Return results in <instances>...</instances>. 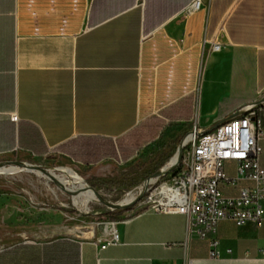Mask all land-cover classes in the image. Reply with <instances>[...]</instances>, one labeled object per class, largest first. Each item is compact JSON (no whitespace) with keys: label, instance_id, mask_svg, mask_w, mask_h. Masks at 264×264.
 Here are the masks:
<instances>
[{"label":"crops","instance_id":"1","mask_svg":"<svg viewBox=\"0 0 264 264\" xmlns=\"http://www.w3.org/2000/svg\"><path fill=\"white\" fill-rule=\"evenodd\" d=\"M196 1L0 0V158L128 163L167 123L209 132L264 100V0H205L187 15ZM255 112L264 129V106ZM143 124L161 129L138 148L127 136ZM259 145L264 168V136ZM117 222L120 244L101 249L5 219L0 264H264V221H222L218 258L188 238L183 215L142 209Z\"/></svg>","mask_w":264,"mask_h":264},{"label":"built area","instance_id":"2","mask_svg":"<svg viewBox=\"0 0 264 264\" xmlns=\"http://www.w3.org/2000/svg\"><path fill=\"white\" fill-rule=\"evenodd\" d=\"M204 5L205 0H197L186 14H194ZM220 48V43H214L215 50ZM251 108L240 109L209 132L193 126L181 143L183 156L174 171L143 185L135 199L141 198L137 204L148 211L185 216L188 238L206 240L213 258L219 257L222 221H232L239 228L248 224L260 227L264 221L263 149L259 145L264 129L262 119ZM11 118L19 121L17 114ZM104 225L108 232L97 241L100 248L119 245L118 222Z\"/></svg>","mask_w":264,"mask_h":264},{"label":"rangeland","instance_id":"3","mask_svg":"<svg viewBox=\"0 0 264 264\" xmlns=\"http://www.w3.org/2000/svg\"><path fill=\"white\" fill-rule=\"evenodd\" d=\"M187 134L181 125L167 123L157 138L140 151L139 157L128 163L82 167L57 154L46 158H0V168L20 169L14 173L0 172V209H8L0 210V222L7 219L8 228L13 232L23 230L48 236L60 229L97 242L108 231L104 224L121 220L125 213L144 209L137 203L120 209L113 205L132 195L135 200L144 183L176 156ZM159 165L163 166L156 171ZM27 167H35L43 171V175L26 172ZM64 169L77 173L91 188L92 195L87 204L81 201L82 198L76 203L70 183L59 188L50 178V173L63 178Z\"/></svg>","mask_w":264,"mask_h":264},{"label":"bare ground","instance_id":"4","mask_svg":"<svg viewBox=\"0 0 264 264\" xmlns=\"http://www.w3.org/2000/svg\"><path fill=\"white\" fill-rule=\"evenodd\" d=\"M178 156H179V148H178V152H177L176 156L171 160L169 165L175 164L177 159H178ZM19 171H20V169L17 167H11V168L2 167V168H0V172L3 174L14 173V172H19ZM28 171L29 172H35L37 175L38 174L43 175V171H41L37 168H30V170L26 169V172H28ZM62 172L64 173L63 178L62 177L59 178L53 173H50L49 176H50V178H52L53 180H55L57 182V185L59 188L60 187H67L68 183H70L72 186V187H70L71 195L75 196L74 199H75L76 203H78V199L82 198L83 200H81V201L83 203L87 204L92 193H91V188L88 186L86 181L82 177H80L77 173H75L74 171H72L70 169H64V170H62ZM150 181H153V179ZM140 191H142V188L139 190V192ZM134 198H135V196L132 195L131 197L126 198L120 204H116L113 206H114V208H117V209H120L122 207H127L128 205H130L133 202ZM106 228H107V226H106Z\"/></svg>","mask_w":264,"mask_h":264},{"label":"water","instance_id":"5","mask_svg":"<svg viewBox=\"0 0 264 264\" xmlns=\"http://www.w3.org/2000/svg\"><path fill=\"white\" fill-rule=\"evenodd\" d=\"M262 106H264V100H262V101H260V102H257V103H255V104H253L251 110H254V111H255V110L261 108ZM217 127H218V125L215 126V128H217ZM215 128H213V129H215ZM182 156H183V145H181V146L179 147V156H178V159H177L176 163H175V164H172V165L170 164V166H167V167L161 169L160 171L156 172L151 178H149V179L144 183V185H147V183H148L151 179H159L160 177L165 176V175L171 173L172 171H174L176 165L182 160ZM30 168H35V167H27V170H30ZM98 195H99V194H98ZM99 196H100V195H99ZM140 199H141V198H139L138 200L133 201L131 204H135V203H137ZM131 204H130V205H131ZM128 206H129V205H128Z\"/></svg>","mask_w":264,"mask_h":264},{"label":"trees","instance_id":"6","mask_svg":"<svg viewBox=\"0 0 264 264\" xmlns=\"http://www.w3.org/2000/svg\"><path fill=\"white\" fill-rule=\"evenodd\" d=\"M145 126L146 124H143L140 128H137L135 131H133L131 134L127 136V138H129L131 141L136 143L138 148L144 145L145 143L153 140L156 137L155 133H158V131L161 129L159 128L158 130L153 131L152 133L149 132L142 133L141 131ZM112 221H117V220H112Z\"/></svg>","mask_w":264,"mask_h":264}]
</instances>
